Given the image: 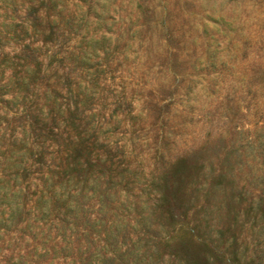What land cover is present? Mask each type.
<instances>
[{
    "label": "rangeland",
    "instance_id": "1",
    "mask_svg": "<svg viewBox=\"0 0 264 264\" xmlns=\"http://www.w3.org/2000/svg\"><path fill=\"white\" fill-rule=\"evenodd\" d=\"M81 19L36 52L32 93L65 107L24 126L42 170L101 238L122 225L132 264H264V0H81Z\"/></svg>",
    "mask_w": 264,
    "mask_h": 264
},
{
    "label": "trees",
    "instance_id": "2",
    "mask_svg": "<svg viewBox=\"0 0 264 264\" xmlns=\"http://www.w3.org/2000/svg\"><path fill=\"white\" fill-rule=\"evenodd\" d=\"M69 2L0 0V49L5 44L11 48V53L0 50V264H132L127 258L134 250L123 237L117 239L122 225L105 224L101 238L95 227L102 218L86 219L81 187L71 184L69 177L42 170L45 153L54 152L45 148V140L36 139L38 134L30 139L24 128L65 110L55 109L57 100L49 87L42 91L41 104L31 88L39 84L36 52L49 34L63 30L81 39V0L72 2V9ZM38 40L42 43L34 46ZM78 61L81 67V58ZM37 165L33 180L39 183L27 182ZM106 209L99 203L102 216L109 212Z\"/></svg>",
    "mask_w": 264,
    "mask_h": 264
}]
</instances>
